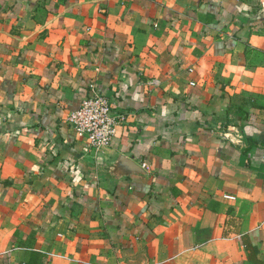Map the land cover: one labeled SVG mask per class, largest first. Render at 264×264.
I'll use <instances>...</instances> for the list:
<instances>
[{"label":"crops","instance_id":"obj_1","mask_svg":"<svg viewBox=\"0 0 264 264\" xmlns=\"http://www.w3.org/2000/svg\"><path fill=\"white\" fill-rule=\"evenodd\" d=\"M0 264H264V0H0Z\"/></svg>","mask_w":264,"mask_h":264},{"label":"built area","instance_id":"obj_2","mask_svg":"<svg viewBox=\"0 0 264 264\" xmlns=\"http://www.w3.org/2000/svg\"><path fill=\"white\" fill-rule=\"evenodd\" d=\"M126 118L125 113L114 112L107 97L94 93L70 112L67 121L77 135L87 137L91 147L99 150L111 144Z\"/></svg>","mask_w":264,"mask_h":264},{"label":"water","instance_id":"obj_3","mask_svg":"<svg viewBox=\"0 0 264 264\" xmlns=\"http://www.w3.org/2000/svg\"><path fill=\"white\" fill-rule=\"evenodd\" d=\"M119 163H122L124 165H127L128 167H130L132 169V171L134 172H144L143 168L141 166H139L133 159L127 157L124 154H121L118 157L117 160Z\"/></svg>","mask_w":264,"mask_h":264}]
</instances>
